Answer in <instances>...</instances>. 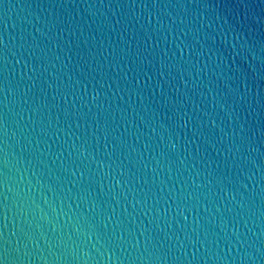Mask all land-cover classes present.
I'll list each match as a JSON object with an SVG mask.
<instances>
[{"label": "water", "instance_id": "1", "mask_svg": "<svg viewBox=\"0 0 264 264\" xmlns=\"http://www.w3.org/2000/svg\"><path fill=\"white\" fill-rule=\"evenodd\" d=\"M0 264H264V0H0Z\"/></svg>", "mask_w": 264, "mask_h": 264}]
</instances>
